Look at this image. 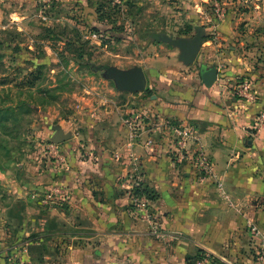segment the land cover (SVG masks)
I'll list each match as a JSON object with an SVG mask.
<instances>
[{
    "label": "crops",
    "instance_id": "0c3cea01",
    "mask_svg": "<svg viewBox=\"0 0 264 264\" xmlns=\"http://www.w3.org/2000/svg\"><path fill=\"white\" fill-rule=\"evenodd\" d=\"M248 55L231 52L225 78L215 66L210 87L199 70V81L194 72L176 80L150 64L160 81L152 102L123 94L124 118L103 126L95 150H60L66 165L51 176L64 194L44 193L45 165L12 167L1 181L0 264H190L199 253L264 264V245L249 226L264 232V127L250 128L264 105V57ZM177 56L169 61L173 73ZM239 75L256 88L257 106L231 96L228 84ZM134 115L132 129L125 120ZM164 120L191 129L182 148Z\"/></svg>",
    "mask_w": 264,
    "mask_h": 264
},
{
    "label": "rangeland",
    "instance_id": "374dc122",
    "mask_svg": "<svg viewBox=\"0 0 264 264\" xmlns=\"http://www.w3.org/2000/svg\"><path fill=\"white\" fill-rule=\"evenodd\" d=\"M197 35L202 42L191 64L163 40ZM233 51L264 57V0H0V193L12 167L23 164L33 170L45 165L50 186L44 193L64 194L51 176L66 165L60 150H95L91 144L102 140L103 126L123 120V94L152 102L160 81L150 64L160 74L168 69V78L194 72L199 81L206 58L205 67L217 66L224 79ZM176 56L173 73L169 61ZM139 64L147 91L120 93L107 68ZM230 84L242 106H257L258 93L246 75ZM263 110L256 107L251 130L264 127L257 123ZM58 128L69 137L54 143Z\"/></svg>",
    "mask_w": 264,
    "mask_h": 264
},
{
    "label": "water",
    "instance_id": "95a60500",
    "mask_svg": "<svg viewBox=\"0 0 264 264\" xmlns=\"http://www.w3.org/2000/svg\"><path fill=\"white\" fill-rule=\"evenodd\" d=\"M163 40L179 48L178 58L184 64H191L195 61L200 44L201 37L199 35L192 39L178 38L170 39L164 37ZM107 74L110 78L114 79L116 88L120 91L137 92L143 91L146 87V76L143 69L136 65L128 69H121L114 66L107 68ZM199 75L202 83L206 87H210L217 80L218 72L215 66L205 67L201 66L199 69ZM69 137V134H65L61 128H58L51 138L54 143H59Z\"/></svg>",
    "mask_w": 264,
    "mask_h": 264
},
{
    "label": "built area",
    "instance_id": "2783aa9c",
    "mask_svg": "<svg viewBox=\"0 0 264 264\" xmlns=\"http://www.w3.org/2000/svg\"><path fill=\"white\" fill-rule=\"evenodd\" d=\"M139 119H140L139 116L134 115V116H130V118H127L125 121L133 129L134 127H137L139 123ZM163 123L171 132V134L174 136V141L176 142V145L179 146V148H182L184 143L191 137V129L185 125L172 123L170 120H164ZM257 123L260 126H264V110L262 111V114L259 120L257 121ZM50 151L56 152L57 150H50ZM201 164H202L203 174H209L211 171L210 164L203 157H201ZM134 202L138 206L143 207L145 204V199H140L137 196L134 198ZM249 226H250V231L253 234L259 236L260 245L263 246L264 232H260L253 224H249ZM258 257H261L260 252L258 253ZM190 264H234V263L228 260L227 258H215L212 255L206 253H200L194 259L191 260Z\"/></svg>",
    "mask_w": 264,
    "mask_h": 264
},
{
    "label": "trees",
    "instance_id": "16d2710c",
    "mask_svg": "<svg viewBox=\"0 0 264 264\" xmlns=\"http://www.w3.org/2000/svg\"><path fill=\"white\" fill-rule=\"evenodd\" d=\"M147 89H148V88L146 87L144 91H147ZM199 254H200V253H199ZM199 254H198V255H199Z\"/></svg>",
    "mask_w": 264,
    "mask_h": 264
}]
</instances>
